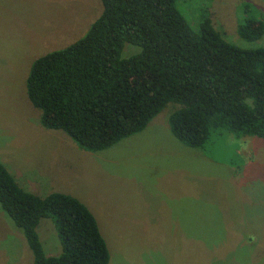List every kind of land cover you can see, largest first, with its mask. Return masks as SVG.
Here are the masks:
<instances>
[{
    "label": "rangeland",
    "instance_id": "1",
    "mask_svg": "<svg viewBox=\"0 0 264 264\" xmlns=\"http://www.w3.org/2000/svg\"><path fill=\"white\" fill-rule=\"evenodd\" d=\"M175 2L192 28L209 17L230 43L264 47V33L246 40L237 30L248 18L264 22V0ZM101 11V0H0V162L26 191L62 192L85 204L108 264H264L263 139L213 129L203 146L192 147L159 124L89 151L41 124L26 91L32 63L82 37ZM179 106L167 103L152 121L168 123ZM37 232L47 256L61 252L50 218ZM0 264H33L2 209Z\"/></svg>",
    "mask_w": 264,
    "mask_h": 264
},
{
    "label": "trees",
    "instance_id": "2",
    "mask_svg": "<svg viewBox=\"0 0 264 264\" xmlns=\"http://www.w3.org/2000/svg\"><path fill=\"white\" fill-rule=\"evenodd\" d=\"M101 3L82 37L30 67L26 91L45 128L98 151L140 132L175 102L180 106L168 124L188 146H203L213 129L264 140V47L230 43L209 17L192 28L175 0ZM237 30L246 40L259 39L264 22L248 18ZM1 209L21 230L33 264H108L105 239L85 204L62 192L26 191L0 162ZM42 218L54 224L57 255L44 252L37 232Z\"/></svg>",
    "mask_w": 264,
    "mask_h": 264
},
{
    "label": "crops",
    "instance_id": "3",
    "mask_svg": "<svg viewBox=\"0 0 264 264\" xmlns=\"http://www.w3.org/2000/svg\"><path fill=\"white\" fill-rule=\"evenodd\" d=\"M153 120V119H152ZM151 120V121H152ZM150 121V122H151ZM150 122L147 124V126L143 129V130H141L140 132H145V131H151V128L152 127H154L155 125H159V124H161L162 125V129L164 130V131H166L167 130V126L169 127V124L168 123H165L164 121L163 122H160V121H157V122H154V121H152V123H151V125L149 126V124H150ZM169 130H170V127H169ZM170 132H171V130H170ZM137 133H139V132H137ZM172 133V132H171ZM136 134V133H135ZM173 134V133H172ZM134 135V134H133ZM129 137V136H128ZM126 138V137H125ZM176 138V137H175ZM177 139V138H176ZM178 140V139H177ZM179 142H181V141H179Z\"/></svg>",
    "mask_w": 264,
    "mask_h": 264
}]
</instances>
